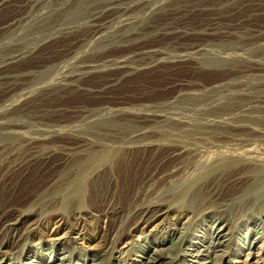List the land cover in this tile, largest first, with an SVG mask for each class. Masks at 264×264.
<instances>
[{"label": "bare ground", "instance_id": "6f19581e", "mask_svg": "<svg viewBox=\"0 0 264 264\" xmlns=\"http://www.w3.org/2000/svg\"><path fill=\"white\" fill-rule=\"evenodd\" d=\"M235 1L0 0V264H15L28 243L47 252L41 259L26 250L20 264H112L116 254H132L131 264H199L214 252L222 260L234 244L233 222L255 234L247 250L261 249L264 123L227 117L228 101L211 98L215 86L197 82L162 101L106 100L120 77L174 62L191 72L264 70L238 46L241 39L243 47L264 48V26L218 20ZM261 4L256 13H264ZM203 12L213 16L183 24L187 14ZM187 29L202 40L187 43L185 55L167 50L187 49L176 42ZM172 34L174 41H160ZM146 41L152 45L103 55ZM214 42L219 51L204 49ZM241 61L246 65H235ZM91 76L104 79L86 84ZM74 95L105 101L57 102ZM200 218L212 226L194 243L187 225ZM58 248L67 251L58 256ZM80 250L91 259L79 260Z\"/></svg>", "mask_w": 264, "mask_h": 264}, {"label": "rangeland", "instance_id": "374dc122", "mask_svg": "<svg viewBox=\"0 0 264 264\" xmlns=\"http://www.w3.org/2000/svg\"><path fill=\"white\" fill-rule=\"evenodd\" d=\"M220 1H225V0H220ZM246 1L247 0H237V1L234 2V4H232L233 2H230V3H225L224 2L225 3L224 4V8L226 10V13H225V10H224L223 14L217 16L219 18L218 20L221 22V24H223V23L224 24L232 23L234 21H238L239 20V21H242L241 22L242 25L243 24L244 25L245 24H247V25L251 24L250 26L263 27L264 26V15H263L264 13L263 12L256 13L255 8L257 9V7H254V4H261V1H263L262 4H261L262 6L258 5V7L262 8V7H264V0H255V1L254 0H248L247 2ZM234 7H236V8H234ZM228 8L229 9L231 8V10H229ZM211 16H213V15L210 12H203V13H199V14L197 13V14L190 15V16H188V14H187L186 16L183 17V19H182L183 21L182 22L188 28L187 24H189V22L194 24L197 21L207 20ZM219 16H221V17H219ZM3 18L6 19V13L0 14V20H4ZM162 18L163 17H158L157 16L156 20H158L161 23V21H163ZM244 21H246V22H244ZM243 27H249V26H243ZM239 34L241 35L242 40L245 41L244 39H246L245 36H247V33L245 31H242ZM242 34H244V35H242ZM186 35L182 36V37H179L176 40L177 43L184 44L183 47H185V48L188 47L187 43H194V42H197L199 40H202V35H200V34H193V35H190L191 36L190 37L188 35V29H187ZM174 37H175L174 34H172V36L168 35V36L164 37L163 39H161L160 41H162V42H171V41L175 40V39H173ZM243 37H244V39H243ZM179 39H181V40H179ZM153 42L157 43V41H153ZM149 43H150V41H146L143 44H141V43H139V44L138 43L137 44L136 43H132V44H130L131 46L129 45V46L125 47V48L124 47H119V46L113 47V48H108V49H106L103 52V55H105V56L121 55V54L125 53L126 51L135 48L137 45H142V46H145L146 44H147L146 46L152 45V43H150V44ZM58 44H60V43H58ZM58 44L55 43L53 46H56ZM208 45H209V47H207ZM217 45L218 44L215 43V42L214 43H210V44L205 45L204 49L208 50L210 48L208 51H212V52L216 51L217 52V51L220 50V47H221V45H218L219 47ZM242 45L244 46L245 44H243L241 39H240L238 46L240 47L241 50L245 51V52L244 51H242V52H244L245 55L247 54L245 57L248 56L247 58L250 61L253 60L252 62L253 63L255 62L256 65H258V63L260 64V62L261 63L264 62V56H263L264 55V48L263 47L259 46V44L256 45L255 43L248 44L245 47H243ZM164 46H167V45H164ZM210 46L215 51L212 50ZM253 46L256 47V48H254ZM242 47H243V49H242ZM247 47H248V49H247ZM117 48H119V49H117ZM171 48L173 49V51H172ZM249 49H251V50H249ZM167 50H169L171 53H176L177 52L176 54H178V55H180L181 53H182L181 55H185L188 52V48L183 50V48H179L178 45H176V44L174 45V48H173V46H168ZM246 50H247L248 53L246 52ZM252 50L255 51V52H253ZM174 51H176V52H174ZM184 51H185V53H184ZM249 53H250V55H248ZM253 56H254V58H253ZM258 56L259 57L261 56V57L259 59H257ZM261 59H263V60H261ZM259 60H260V62H259ZM208 62L209 61L202 62L203 63L202 65H205V66L207 65L208 66V64H210V62L209 63ZM177 63L178 62H174V65H166V66L165 65H160V66H158V67H156L154 69H150L149 71H148V69H144V70H141L138 73H134V74H131V75H128V76L120 77V79H119L120 81H118L116 83L117 85L115 87L111 88L110 92L106 95V100H111V101H114V100L115 101H122L123 100V101H126V102H133V101H135L134 98H133L134 95H135V96L142 97L145 101H162V100H164L166 98H169V97L173 96L177 91H179V89L180 90L182 89V91H186L187 90V92H188V90H191L194 87H197V86L193 85L194 83L197 82V83L202 84V85L205 84V86L208 87V88L214 85L215 86L214 89L218 93L214 92L215 94H211L210 95L211 98L220 99L221 101L223 100L222 102H225V103L228 101L227 103H229V107L231 106L230 108H232L233 110H232V112L230 111V112L226 113L227 117L230 116L233 119H239V120L243 119V121L245 119H251V120L255 119L258 123H264V122H262V121H264V116H263L264 113L259 110V108H262L264 106L263 105L264 104V98H262V96L264 97V84H263L264 83V78H262V77H264V70L255 71L256 70L255 69L253 71H245V72L242 71V72L237 73V74L236 73H232L231 71H229L230 73L228 71L224 72V73L222 71H217L216 72V71H211V69H206V70L203 69V71L191 72L189 70V68H188V63H186V64H177ZM239 63L240 62H238V63L236 62L235 65L241 66V67L246 65V63L245 62L243 63L242 61H241L242 64L241 63L239 64ZM166 68H168V69L166 70ZM162 69H163V71H161ZM249 72L253 73L254 75L250 74ZM107 73L103 74V76H105V78L108 77V76H112L111 73H109V72H107ZM260 73H261V75H260ZM240 75L241 76L244 75V76H242V78H239ZM249 75H250V77H249ZM235 76L237 77V79H235L236 78ZM232 78H234L233 79L234 81L231 80ZM102 79H104V78H100L99 76H91V77H89L87 79L86 84L92 85L93 83H96L98 80H102ZM190 79H191V81H190ZM226 80H228V82ZM249 80H251V81H249ZM185 82H187V83L189 82L188 83L189 85L187 83H185ZM177 83L178 84L180 83V85H177ZM228 83H229V86H228ZM236 83H237V85H236ZM241 83H243V84H241ZM173 84L176 85V86H173ZM244 84H245V86H244ZM180 86H181V88H180ZM188 86L189 87L191 86V88L188 89ZM226 86H227V88H226ZM231 86H232V88H231ZM242 86H244V87H242ZM149 88H151V89H149ZM152 88H154L153 89L154 91L152 90ZM216 88L218 90H220V91H218ZM222 89L224 90V92H223ZM229 89H232V91L229 90ZM255 89L259 90L257 92L260 95H258V94H257L258 96L256 95L257 92H256ZM225 90L226 91L228 90V91L226 92ZM237 90H239V92ZM173 91H175V92H173ZM230 91L236 96H234ZM250 91H251V93H249ZM228 92H230V93H228ZM239 93H241V94H239ZM219 95L221 97H219ZM130 96H133V97H130ZM244 96H246V97L244 98ZM224 97H225V99H224ZM128 98H130L131 100H128ZM230 100H232V102H230ZM243 100H246V101H243ZM104 101H105L104 98L91 99V98H86V97H83V96H80V95L79 96L78 95H74L72 97H68L66 99H63V100L57 101V102L59 104H64V105L77 104V103H80V102H82V103L86 102L85 104H88V105H95L96 103L99 104L100 102L102 103ZM210 102H212V100ZM260 106H262V107H260ZM238 108H239V110H238ZM257 112H259L261 114H259ZM226 114H224V116H223L224 118L226 117L225 116ZM257 114H259V115L256 116ZM239 116H240V118H239ZM259 116L261 118H259ZM257 118H259V119H257ZM258 207L259 206H256V208H258ZM200 219L201 220L197 224L194 223V224H191V226H189V223H188V225H187V229H188V233H187L188 238L187 239L192 241V242H194V243L199 242V239H201V237L203 239L204 236H208L210 234V228L212 226V222L211 221L209 222L206 218H200ZM183 223H186V220ZM232 224H233L232 227H233V230H234L235 240H234V244L232 245L231 250L229 252L230 256L227 255L225 258H223L221 260L218 257V255H220L219 252H214V253H212V256L210 258H204L203 257V258H200V260H196V261L199 262V264H204V263L212 262V261L214 262V264H233V263L243 264V263H237V262H245V261L247 263H250V264H264V244H263V246L260 247L261 249H258L256 247V248H254L252 250H247V247L245 245L248 242L249 239L251 241L253 238H255V234L254 233H250V231H249V229L251 228L250 226H248L249 224L247 225L246 222H243V223H238V222L234 223L233 222ZM263 232H264V229H263ZM200 243H201V241H200ZM203 245H206V243H204ZM83 248L85 249L86 247H83ZM161 248H156V249H161ZM46 249H48L46 246H42L39 243H35V244H29L28 243V244H26V246H23L21 249L18 250V253H17V255H15V257L19 258V259L15 258L16 260L14 262H15V264H20V260H21L22 254H24L26 250H32V251L38 253L37 255L42 259V257L44 258V253L46 254V252H47ZM134 249L136 250L137 247L134 246ZM196 249L203 250L201 247H199V248L197 247ZM66 251H67V248H61V250H59V248H58L56 250V252H57L56 254L58 256H60L61 254L65 253ZM83 251H85V250H80L79 251L81 253V254L79 253L80 255H78L79 256V260L91 259L92 256L90 254L87 255ZM167 253L171 254L172 252L168 251ZM131 257H132V254H128V255L124 254L122 256L119 255V254H116L114 256V258H113L112 264H131L129 262ZM35 264H41V262L35 263ZM174 264H194V263H192L191 261H188V258H187L186 260H182L181 262L174 263Z\"/></svg>", "mask_w": 264, "mask_h": 264}]
</instances>
